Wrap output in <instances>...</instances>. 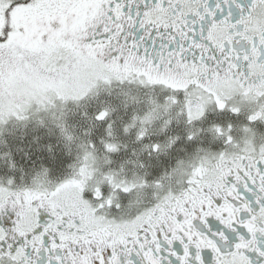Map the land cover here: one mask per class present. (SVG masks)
<instances>
[{
    "label": "snow or ice",
    "instance_id": "1",
    "mask_svg": "<svg viewBox=\"0 0 264 264\" xmlns=\"http://www.w3.org/2000/svg\"><path fill=\"white\" fill-rule=\"evenodd\" d=\"M0 264H264V0H0Z\"/></svg>",
    "mask_w": 264,
    "mask_h": 264
}]
</instances>
